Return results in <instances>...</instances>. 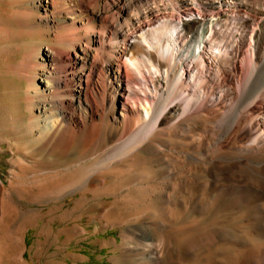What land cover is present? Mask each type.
Instances as JSON below:
<instances>
[{
  "label": "rangeland",
  "instance_id": "rangeland-1",
  "mask_svg": "<svg viewBox=\"0 0 264 264\" xmlns=\"http://www.w3.org/2000/svg\"><path fill=\"white\" fill-rule=\"evenodd\" d=\"M22 1L0 0V264L257 262L264 254V199L246 186L256 185L254 170L232 156L264 153V91L235 113L260 86L250 44L260 16L234 8L200 15L215 20L197 59L177 57L199 37L174 28L184 15L169 9L141 22L129 40L139 37L149 47L144 36L154 43L153 34L162 39L165 28L180 39L150 48L161 67L143 62L129 45L121 49L131 91L126 109L116 111L126 126L109 132L107 120L96 122L65 152L46 153L26 126L28 81L11 70L45 43L39 28L27 32L14 15ZM97 71L92 81L101 89L106 72ZM60 76L68 90L70 73ZM134 227L159 233L151 238Z\"/></svg>",
  "mask_w": 264,
  "mask_h": 264
},
{
  "label": "bare ground",
  "instance_id": "bare-ground-1",
  "mask_svg": "<svg viewBox=\"0 0 264 264\" xmlns=\"http://www.w3.org/2000/svg\"><path fill=\"white\" fill-rule=\"evenodd\" d=\"M224 8H234L242 12L244 9L247 15L260 16L261 21L251 30L250 35L253 72L255 76L260 77V86L250 95L249 100H245L241 108H237L235 113L239 114L241 109L248 106L251 99L260 96L264 91V0H73L71 3L65 0L22 1L14 15L16 14L21 27L27 32L32 33L39 28L40 30L36 32L37 37L45 41L44 45L24 52L21 61L11 65V70L18 77L28 81L24 89V98L29 113L26 126L30 129L32 144L46 153H63L75 138L82 136L88 125L96 122L101 124L107 120L106 129L108 128L109 132L117 130L118 125L121 128L126 126L125 115L120 113L122 119L119 122V114L117 115L116 111L118 105L121 106V110L126 109L124 97L130 90L123 80L118 60L121 49H126L129 45V50L133 53L136 50L141 51L143 62L152 61L161 67L164 63L150 48L154 43L161 48L163 40L175 45L180 39V36L176 38L166 28L164 31L161 30L164 36L161 39L158 28L156 31L159 32L152 36V40H156L154 43L148 36H144L149 45L146 47L139 37L132 36L133 40H129L130 30L141 25L143 21L155 20L159 13L171 9L173 15L177 12L180 18L183 15L186 17L181 18L174 28L180 31L194 30L199 36L190 48L181 49L177 57L197 59L202 57L207 43L205 32L213 29L212 24L215 20L213 17L201 16H204L205 12ZM194 10L199 15L193 14ZM112 40L117 44H113ZM138 43H141L140 47ZM133 53L128 57V61L134 63L136 57L134 58ZM126 54L125 52L124 55ZM99 68L106 72L103 78L105 84L101 89L92 81L94 76H99L97 71ZM172 69L173 67L167 66V74ZM65 70L71 76L72 84L68 90L67 82L60 76ZM170 110L173 114L177 107L173 106ZM235 119L233 116V123ZM233 159L254 170L257 175L256 185L246 186L256 192L253 195L257 200L264 199V153L240 154L232 156ZM154 228L134 227L133 230L143 231L151 238H156L159 230ZM153 258L155 261L158 260L157 257ZM253 264H264V254H260L258 261Z\"/></svg>",
  "mask_w": 264,
  "mask_h": 264
}]
</instances>
